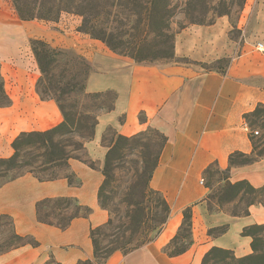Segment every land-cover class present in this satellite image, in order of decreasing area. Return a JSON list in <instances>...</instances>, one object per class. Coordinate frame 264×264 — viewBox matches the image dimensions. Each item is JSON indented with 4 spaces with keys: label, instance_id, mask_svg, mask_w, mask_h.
Segmentation results:
<instances>
[{
    "label": "crops",
    "instance_id": "crops-1",
    "mask_svg": "<svg viewBox=\"0 0 264 264\" xmlns=\"http://www.w3.org/2000/svg\"><path fill=\"white\" fill-rule=\"evenodd\" d=\"M244 8L236 24L221 16L209 24L182 28L173 41L175 61L161 65L134 63L99 42L83 39L77 49L87 53L91 67L85 93L113 98L110 109L96 116L93 136L85 143L86 157L94 168L69 160L67 174L55 180L40 182L26 174L0 184V216L11 218L18 236H29L37 243L0 254V264L93 261L90 230L108 220L98 203L101 167L109 147L105 137L109 132L131 137L146 130L165 140L149 187L164 198L169 218L155 240L126 255L114 253L105 264H201L212 248L231 251L236 258L252 253L251 238L242 237L241 232L264 225V207L250 206L244 217L211 212L204 186L208 170L228 171L230 184L264 186V158L249 165H229L231 155L253 152L245 116L264 107V0ZM16 22L11 2L0 0L3 66L11 60ZM6 95L10 106L0 107V145L7 144L0 146V158L11 156V143L20 133L44 132L61 121L55 103L42 101L35 88ZM58 198L74 199L91 213L72 220L64 230L38 223L37 202ZM187 208L192 214V245L184 254L169 257L163 249L179 230ZM223 226V235H209Z\"/></svg>",
    "mask_w": 264,
    "mask_h": 264
},
{
    "label": "trees",
    "instance_id": "trees-1",
    "mask_svg": "<svg viewBox=\"0 0 264 264\" xmlns=\"http://www.w3.org/2000/svg\"><path fill=\"white\" fill-rule=\"evenodd\" d=\"M173 1L174 0H10L17 18L22 22L34 20L54 22L57 21L62 14L77 16L81 19L77 32L88 35L91 39L104 43L110 49H114V46L111 43L114 36L118 38V36L114 34L117 29L110 25V20L113 21V18L117 19L119 18V15L123 14L127 19L136 16L139 22L144 23V26L149 25L153 20L156 22L158 21V23L162 25L166 22L169 13L172 15ZM175 1L189 9L195 6H202L204 10H207L214 0ZM242 1L241 7L243 10L245 0ZM135 9H138V12H134ZM221 16H225V14L219 15V17ZM191 24L203 25V23ZM118 39L120 44H122L123 38L119 37ZM33 44L37 46L42 45L39 41H35ZM132 45L137 47L139 42L136 41ZM33 56L39 69V65H42L40 62L41 55L39 59V52L35 48L33 49ZM41 71L44 72L42 69ZM0 81L1 85L2 79ZM38 86L39 79L36 89V93L39 97ZM0 95L4 100V104L0 105V107L10 106V100L2 85L0 86ZM85 95L89 97L111 96L109 94L89 95L86 93ZM40 99L42 101H48L52 98L46 95ZM58 108L63 117L62 123L44 132L34 131L20 133L12 141L11 156L8 158H0V177H8L5 183L14 181L26 174L32 175L40 182L52 181L60 176L45 178L40 177L39 174L45 172L47 168L55 165H64L67 168V162L69 160H78L64 150L62 139L66 135L72 133L73 130L81 131L86 129L87 117L83 112H76L75 114L70 115L61 105H59ZM263 114L264 107H259L250 115L245 116V121L250 130V140L253 146V152L250 155H231L229 157L230 166L249 165L264 158L263 154L257 153L255 137L253 136V124H255V120L262 118ZM95 122L93 125V131ZM156 134L159 135L158 133ZM141 136L142 134L131 137L119 135L116 136L115 141L109 145L101 167L103 182L98 191L99 207L108 213V220L104 225L90 230V238L93 247V261H81L77 264H100L113 253L119 251L123 247L131 245L135 240L134 235L137 231H142L146 235L145 237H147L150 233L160 230L166 224L169 218V207L164 198L158 192L153 191L149 187L152 175L158 166L160 153L165 140L159 135L162 138V144L159 146L157 153L153 157L149 152L148 147L141 144ZM128 158L129 160H127ZM125 163H128L129 167H124L123 164ZM90 164L89 167L94 168L93 163L90 162ZM114 171H118L121 174L123 173L122 177H125L128 180L129 187L127 188V191L129 193L126 194L127 197L132 198L135 191L140 188V199L136 202L127 203L122 211L119 207L110 208L101 200L106 186L114 181ZM213 173L223 176L222 182L224 183V190L221 200L234 201L240 197L241 194L259 195L264 193V186L255 189L246 182L230 184L227 181L228 171L220 173L208 170L206 176H210ZM67 178L69 179V183H72L70 176H67ZM148 194L157 196L156 208H160V213H162V216H159V214L156 213L151 220L148 218L147 212H145L146 208L144 205V199ZM261 204V202L251 200L247 204V208L242 215L230 214V216H247L248 208L250 206ZM35 210L38 223L54 226L61 230L66 229L72 220L79 217H88L91 213L90 209L80 206L76 200L70 198L41 200L37 202ZM65 211L70 212L66 213ZM182 216L183 220L178 231H184L185 228L187 230V235L179 237V234L176 233L170 243L180 239L186 240V244L185 247L172 253L169 257H177L184 254L192 245L191 209L187 208L184 210ZM6 226L9 229V236L5 238L2 228ZM262 231H264V225H253L243 229L241 232L242 237H249L252 240V253L250 255L242 258H229L228 256L231 251L212 248L203 256L201 264H209L211 262L212 264H264V251L258 249L261 238L257 236V233ZM225 232L226 226H223L210 230L209 235L216 237L223 235ZM98 234H103V236L109 238L107 244L103 247L96 239ZM26 245L35 247L37 243L29 236H18L14 231L11 218L4 215L0 216V254ZM227 259H230V263H225ZM46 264L57 263L54 260H49Z\"/></svg>",
    "mask_w": 264,
    "mask_h": 264
},
{
    "label": "rangeland",
    "instance_id": "rangeland-1",
    "mask_svg": "<svg viewBox=\"0 0 264 264\" xmlns=\"http://www.w3.org/2000/svg\"><path fill=\"white\" fill-rule=\"evenodd\" d=\"M242 2V0H214L208 9L204 10L202 6H195L189 9L188 7H183V5L174 0L172 3V15L169 13L166 22L162 25H160L158 21L156 22L153 20L149 25L144 26V23L139 22L136 16L127 19L125 15L121 14L119 18H113V21L110 20V25L117 29L114 34L117 35L118 38H123V43L120 44L119 39L114 36L111 41L114 49H110L100 41L91 39L88 35L77 32V28L81 23V19L77 16L62 14L59 19L54 22L36 20L22 22L19 20V22H16L19 26L13 25V38L11 43L12 53L11 56L8 55L11 57V60L6 62V66L0 64L1 85L6 93L11 96L17 92L18 89L27 90L35 88L36 92L39 79V98L48 95L52 98L48 101L54 102L57 108L61 105L70 115L76 112H83L87 117V128L81 131L73 130L72 133L66 135L62 139L63 148L66 152H69L73 158L91 165L86 157L84 146L92 136L95 117L99 113L110 109L112 96L89 97L85 95L84 83L91 67L89 65V60L85 56L87 53L84 54L77 49L83 42V39L87 38L99 42L113 54L126 58L134 63L161 65L174 62L173 41L175 35L182 28L191 23H211L221 14H225L233 24H236L243 17ZM253 4L254 0H245L243 8L247 5L252 6ZM134 12H138V9H135ZM12 13L14 22L17 16L13 7ZM15 27H17L16 30ZM20 31L21 36L19 33ZM14 32L17 33L15 34ZM35 41L41 42L42 45H34L33 42ZM136 41L139 42V45L134 47L132 44ZM34 48L39 52V59L41 55L40 62L42 65H39V69L33 56ZM2 61L3 59L0 57V63ZM41 69L44 70V72H42ZM2 104H4V100L0 95V105ZM59 113L61 116L60 123H62L63 117L60 110ZM255 121V124H253V131L257 132V135L253 136L255 137L257 153L264 155V114L262 118ZM138 134H142L141 144L147 146L149 152L154 157L159 146L162 144V138L151 130H146ZM115 139V134L109 132L105 137V144L110 145ZM6 144L7 143H3L0 146L3 147L6 146ZM127 160H129V158ZM123 165L126 168L129 167L128 163ZM66 174V166L55 165L47 168V170L40 173L39 176L46 178L51 176H63ZM113 175L114 181L106 186L101 200L110 208L119 207L122 211L127 203L136 202L140 199V188L135 191L132 198H129L126 196V194L129 193L127 191L129 187L128 180L122 177L123 173L121 174L118 171H114ZM222 178L223 176L220 174L213 173L207 176L204 182V186L208 189L206 200L211 212L223 211L229 215H242L247 208V204L251 200L261 202L262 204L259 206L264 207V193L259 195L241 194V196L234 201L221 200L224 190ZM7 179L8 177H0V184L5 183ZM156 200L157 196L153 194H148L144 199L145 212H147L150 220L154 218L156 213L162 216L160 208H156ZM65 212L69 213L70 211ZM164 227L165 225L160 230L150 233L147 237H145L146 235L142 231H137L134 235L135 240L131 245L123 247L115 253L125 255L126 253L145 246L155 240ZM2 230L5 238L9 236V229L7 226L2 228ZM177 234H179V237L183 235L186 236L187 230L184 228V231H177ZM257 236L261 238L258 249L264 251V231L257 233ZM96 239L102 247L105 246L109 240V238H106L103 234H98ZM185 244L186 240L180 239L173 243L169 242L164 247L163 252L170 256L172 253L185 247ZM110 257L100 264H105ZM228 257L236 258L232 252H230ZM225 263H230V259H227ZM209 264H212V262Z\"/></svg>",
    "mask_w": 264,
    "mask_h": 264
},
{
    "label": "built area",
    "instance_id": "built-area-1",
    "mask_svg": "<svg viewBox=\"0 0 264 264\" xmlns=\"http://www.w3.org/2000/svg\"><path fill=\"white\" fill-rule=\"evenodd\" d=\"M253 135L256 136V135H257V132H253ZM199 184H200V185H203V180H201V181L199 182Z\"/></svg>",
    "mask_w": 264,
    "mask_h": 264
}]
</instances>
